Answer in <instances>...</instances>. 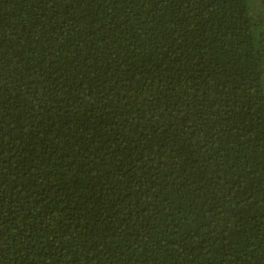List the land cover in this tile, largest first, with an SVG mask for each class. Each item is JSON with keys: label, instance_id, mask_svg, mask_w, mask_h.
Returning a JSON list of instances; mask_svg holds the SVG:
<instances>
[{"label": "trees", "instance_id": "trees-1", "mask_svg": "<svg viewBox=\"0 0 264 264\" xmlns=\"http://www.w3.org/2000/svg\"><path fill=\"white\" fill-rule=\"evenodd\" d=\"M0 264H264V0H0Z\"/></svg>", "mask_w": 264, "mask_h": 264}]
</instances>
